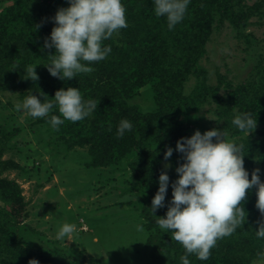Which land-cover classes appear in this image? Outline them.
Returning a JSON list of instances; mask_svg holds the SVG:
<instances>
[{"label": "trees", "instance_id": "1", "mask_svg": "<svg viewBox=\"0 0 264 264\" xmlns=\"http://www.w3.org/2000/svg\"><path fill=\"white\" fill-rule=\"evenodd\" d=\"M68 3L69 0H12L0 9V92L23 89L22 99L33 93L41 100H52L56 90L78 87L84 99L96 100L97 108L87 117L78 121L65 119L55 128L46 117H33L19 108L16 113H26L32 126L46 127L50 138L45 144L51 146L47 150L52 158L70 152L80 156L77 162L86 171L85 182L78 183L79 190L66 194L79 197L100 191L91 185L94 177L88 176L96 175V182L103 181L106 187L101 199L115 198L111 205L95 206L94 212L101 213L92 216L86 207L67 208V202L62 210L69 217L64 223L80 225L78 217H83L90 227L85 235L91 240L96 237L106 254L101 259L86 255L83 242L84 248L76 239L71 245H64L63 240L50 239L30 224L29 201L20 183L3 173L19 169L20 177L31 179L39 165L27 168L13 158L3 159L8 152L27 157L24 147L14 141L22 128L11 114L0 124V264H28L32 258L39 264H99L107 259L118 261L114 264L121 260L127 264L126 258L131 259L129 264H181L183 246L159 227L155 216L165 215L172 197V182L178 176L175 168L184 162L183 154L175 151L177 140L191 136L197 129L201 133L213 129L189 126L200 110L207 108L215 116V128L224 129L227 138L243 145L249 179L252 171L259 169L264 182L263 63L253 67L249 80L234 84L218 75L216 86L208 84V72L200 66L215 26L229 23L246 40L252 39L241 32L251 16L263 18L264 0L252 5H245L242 0H189L183 19L172 30L165 17L154 14L152 0H122L127 26L103 41L110 45L111 52L103 60L85 61L92 66L90 72L62 80L52 76L45 66L55 49L43 45L54 26L56 11ZM28 65L36 66L38 80L24 74ZM192 76L197 82L187 93L185 85ZM146 87L152 105L148 109L131 103ZM222 88L224 93H220ZM237 112H249L257 119L249 136L231 123ZM53 113L60 115L55 103L48 115ZM122 118L130 120L133 128L118 137L117 125ZM169 146L174 151L165 160L164 151ZM166 162L170 165L167 168ZM161 171L169 175L165 206L152 213L151 202ZM80 173L72 170V177L84 178ZM256 200L253 186L242 201V223L233 233L217 240L206 260L189 254L190 264H253L259 260L257 253L264 251V238H258L255 230L264 222V214L256 207ZM96 202L92 201V205ZM62 216L66 217L61 214L59 218ZM137 224L143 225L142 231L137 230ZM111 249H116L115 254Z\"/></svg>", "mask_w": 264, "mask_h": 264}, {"label": "clouds", "instance_id": "2", "mask_svg": "<svg viewBox=\"0 0 264 264\" xmlns=\"http://www.w3.org/2000/svg\"><path fill=\"white\" fill-rule=\"evenodd\" d=\"M189 0H152L157 17L163 16L172 30L186 12ZM54 26L44 40V48H54L51 61L45 66L48 72L59 79H71L77 73L90 72L94 62L105 59L111 52L110 45L103 41L127 26L122 0H69L67 7H60L54 17ZM36 66L28 65L24 74L33 81L38 80ZM60 115H48L53 104ZM19 107L33 117H46L52 127H58L65 119L78 121L87 117L95 108L94 99H84L78 87L60 88L52 100L39 99L35 94L23 98ZM236 129L252 132L257 119L249 112H237L231 120ZM133 124L122 118L116 135L123 136ZM215 138V139H213ZM174 149L167 147L164 158L172 156ZM175 151L182 153L183 163L175 171L172 182V197L164 216H155L161 229L167 230L172 239L180 242L184 253L181 264H190L189 254L206 260L217 240L233 233L242 223L245 210L242 205L246 193L256 186V207L264 214V182L259 169L251 173L244 167L243 145L227 138L224 129L213 128L203 133L199 129L189 137L177 140ZM170 165H165L169 167ZM169 187L167 171L158 177V189L152 198V213L165 206V195ZM127 198V197H125ZM137 230L143 225L137 224ZM76 225L65 222L55 233L57 239L71 237ZM258 238H264V222L255 230ZM259 260L253 264H264V251L257 253ZM28 264H39L35 258Z\"/></svg>", "mask_w": 264, "mask_h": 264}, {"label": "rangeland", "instance_id": "3", "mask_svg": "<svg viewBox=\"0 0 264 264\" xmlns=\"http://www.w3.org/2000/svg\"><path fill=\"white\" fill-rule=\"evenodd\" d=\"M260 0H242L245 5H252ZM12 0H0V9L6 4H10ZM264 8V6H263ZM251 35V40H246L240 32L235 30L229 23H225L221 26H215L211 38L206 46V54L200 61V66L205 68L208 72V84L216 86L218 84V75L226 76V80L233 82L234 84L240 83L252 78L251 72L253 67L258 62L264 65V16H251L249 18V25L244 32ZM197 82L195 76H192L185 85V91L190 93ZM23 89H17L15 91L0 92V124H4L7 117L13 114L16 117V125L22 128L20 135L14 140L17 144L22 145L25 149L27 157H20L18 152L5 153L3 159L13 158L21 165H25L27 168H31L34 165H39V170L36 171V175L33 178L26 179V177H20L19 169H11L4 172L3 175L9 178L16 179L20 183L23 189V195L25 199L29 201L27 206L30 213V224L33 227H37L46 233L48 238L57 239L55 236L59 226L64 223L69 217L63 210V204L67 202V208L76 209V205L81 208H87V212L92 216L93 214H99L100 212H94L95 206H108L114 201L105 199L102 200V194H104V187L102 183L96 182L98 180L96 175H88L92 181V187L95 186L97 190L90 196L70 197L66 192L75 191L78 183L82 184L86 178V171H82L83 166L77 162L80 157L77 154L70 152L69 155L64 156L61 153L59 158H52L50 152L47 149H51V146L46 145L45 141H48L50 135L45 130V126L33 125L26 119V113L17 114L16 109L22 104L23 99L20 98V94ZM224 89H220V93H224ZM29 95V94H27ZM26 94L24 95L27 96ZM150 93L148 87L143 88L141 93L134 98L131 103L141 105L143 108H150L151 102L149 100ZM22 110V109H21ZM215 116L207 111V108H203L199 111L198 117L193 120L189 126L202 125L207 128H215L214 125ZM230 139V138H229ZM54 148V147H53ZM76 161H74V160ZM169 162H166L164 166ZM72 170L81 171L79 174L84 178H73ZM77 181V183L75 182ZM118 184V183H117ZM98 201L92 205V201ZM78 208V207H77ZM80 211L81 209L78 208ZM77 210L74 211V214ZM65 215L66 217L62 216ZM89 214H83L88 215ZM80 225H76V230L71 237H67L63 240L64 245H71L74 239L80 241V248H84L81 242L85 245L86 255L92 254L94 257L101 259L102 254H106L104 248L96 243V237L94 239L88 238L85 231H90L89 225L85 222L83 217H78ZM84 231V234L81 232ZM134 232V231H133ZM77 237H79L77 239ZM114 239V238H113ZM61 240V239H60ZM122 244V243H121ZM116 252V249H111L110 252ZM108 253V252H107ZM110 253L107 254V256ZM144 258V254L141 253V258ZM126 263L129 264L130 258H126ZM110 260V261H109ZM118 262V261H115ZM112 259L104 260L99 264H114ZM124 261H119V264H125Z\"/></svg>", "mask_w": 264, "mask_h": 264}]
</instances>
